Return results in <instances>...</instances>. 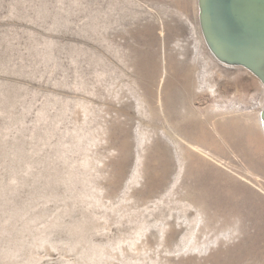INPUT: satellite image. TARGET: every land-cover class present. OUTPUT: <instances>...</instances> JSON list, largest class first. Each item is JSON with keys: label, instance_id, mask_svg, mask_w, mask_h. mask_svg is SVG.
<instances>
[{"label": "rangeland", "instance_id": "374dc122", "mask_svg": "<svg viewBox=\"0 0 264 264\" xmlns=\"http://www.w3.org/2000/svg\"><path fill=\"white\" fill-rule=\"evenodd\" d=\"M196 1L0 0V264H172L149 239L167 217L181 215L165 197L174 174L164 187L154 141L136 161L138 120L123 134L106 102L121 107L140 96L130 74L145 52L158 62L161 28L172 44L187 36L189 48L199 46L191 35ZM199 50L200 72L234 85L249 105L246 154L236 166L257 182H244L243 196L239 191L227 206L248 234L209 249L200 264H264V136L255 120L262 84L244 68L214 61L201 44ZM226 93L227 105L243 106L234 89ZM213 188L229 187L221 176ZM230 227L232 220L211 232ZM241 238L254 242L237 248Z\"/></svg>", "mask_w": 264, "mask_h": 264}, {"label": "bare ground", "instance_id": "6f19581e", "mask_svg": "<svg viewBox=\"0 0 264 264\" xmlns=\"http://www.w3.org/2000/svg\"><path fill=\"white\" fill-rule=\"evenodd\" d=\"M234 6L237 7H234V14L244 20L243 22L257 25L264 23V0H234ZM194 8L197 10L198 23L196 21L197 26L191 25V35L193 34L194 39H199V46L195 45L192 49L189 48L190 43L187 36L185 38L176 36L177 39L175 41L172 39L174 41L172 44L169 39L164 37L166 33L161 28L160 38L158 37L160 53H157L160 54V57L156 59L158 62H155L151 57L153 54L145 52L142 55L144 60L139 62L135 68L133 66L136 71L131 72L135 74H130L133 81H136L140 86V96H137L138 93H134L133 104L126 103L121 107L119 106L121 102L116 99L106 102L108 112L120 121L117 124V129L123 134L130 128L134 120H138L135 143L133 142L136 161L138 162L140 159V149L143 145L154 141L157 155L163 162L160 178H162L164 187H167L168 179L174 174V182L165 197L167 202H173L179 206L181 215L167 217L161 226L152 231L149 239L150 244L162 247L163 256L172 261V264H200L201 256L209 249L222 244L226 245V242L234 241L241 235L246 236L247 228H244L243 224H238L241 221L238 214L230 213L227 206L231 197L237 196L239 191L248 187H245L244 182H249L251 186L252 184L257 185L253 174L238 170L236 166V161L243 160L246 154L242 132L252 120L247 111L249 105L246 106L244 98L238 94V89L234 88V85L231 86L227 83L228 87H223V84L214 82L213 77H207L208 74L200 72L199 67L202 66V56L204 55L203 52L201 55L199 50L200 44L207 49V54L209 53L214 61L224 67L239 68V66L230 62L222 63L212 55L205 41V37L209 35L206 34V31H202L200 25L198 0ZM204 21L206 23L207 19L203 18ZM146 24L148 26V22ZM145 27L143 28L145 29ZM139 31L137 32L139 33ZM142 31L144 30L142 29ZM147 32H152V30L147 28ZM143 35L145 36V34ZM150 41L148 40L147 43ZM127 53L129 55L130 52ZM130 55L131 59L136 57V54L135 57ZM241 86L244 87L243 84ZM231 89L237 92L239 100L243 99L242 107L225 103V95L228 96L226 90L231 91ZM262 89L264 93L263 85ZM243 93L245 94V92ZM262 108L264 109V106ZM255 120L257 128L260 129V132L262 131L264 136L260 114L256 116ZM255 120L253 119L252 123ZM142 126L148 128L146 129L149 137L146 138L143 131L140 130ZM125 144H127L126 140L120 141L124 150L127 148ZM213 163L223 167L224 170L221 172L219 169H214ZM221 176L229 187L224 191L213 188L214 182L219 181ZM243 193L241 191L240 195L243 196ZM162 199H164V195L161 197ZM229 220H232V227L211 232L214 227L221 229L229 224ZM199 238H202L200 244L198 243ZM248 238H241L239 240L241 243L239 242L237 248H243L246 244L254 242L253 238ZM191 254H196L197 257L184 261V257Z\"/></svg>", "mask_w": 264, "mask_h": 264}, {"label": "water", "instance_id": "95a60500", "mask_svg": "<svg viewBox=\"0 0 264 264\" xmlns=\"http://www.w3.org/2000/svg\"><path fill=\"white\" fill-rule=\"evenodd\" d=\"M202 31L212 55L244 68L264 86V23L247 24L233 10L234 0H198ZM237 8V7H236ZM203 18L207 19L204 24ZM230 58L227 60V58ZM264 131V109L260 113Z\"/></svg>", "mask_w": 264, "mask_h": 264}]
</instances>
